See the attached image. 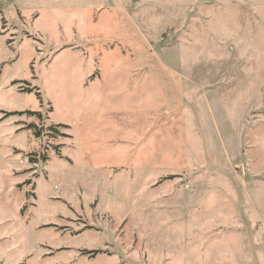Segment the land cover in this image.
<instances>
[{
	"label": "rangeland",
	"instance_id": "374dc122",
	"mask_svg": "<svg viewBox=\"0 0 264 264\" xmlns=\"http://www.w3.org/2000/svg\"><path fill=\"white\" fill-rule=\"evenodd\" d=\"M0 264H264V0H0Z\"/></svg>",
	"mask_w": 264,
	"mask_h": 264
},
{
	"label": "trees",
	"instance_id": "16d2710c",
	"mask_svg": "<svg viewBox=\"0 0 264 264\" xmlns=\"http://www.w3.org/2000/svg\"><path fill=\"white\" fill-rule=\"evenodd\" d=\"M38 96L40 97V92L38 91L37 92ZM29 113L31 115H36V114H39L38 116H41V114L39 112H33V111H21V112H15V113H18V114H23V113ZM60 126H63V127H67L66 125H63V124H58ZM36 136L39 135V133L35 132ZM98 252H101V251H93V254H97ZM92 253V252H91Z\"/></svg>",
	"mask_w": 264,
	"mask_h": 264
}]
</instances>
